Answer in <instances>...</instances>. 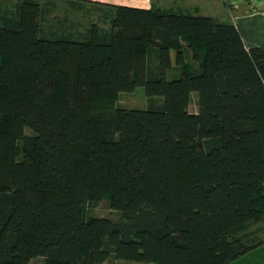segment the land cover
Here are the masks:
<instances>
[{"label":"trees","instance_id":"16d2710c","mask_svg":"<svg viewBox=\"0 0 264 264\" xmlns=\"http://www.w3.org/2000/svg\"><path fill=\"white\" fill-rule=\"evenodd\" d=\"M98 5L79 32L49 23L50 0H0V264H230L263 246L264 46ZM139 86L160 103L117 106ZM97 195L119 220L90 215Z\"/></svg>","mask_w":264,"mask_h":264},{"label":"crops","instance_id":"0c3cea01","mask_svg":"<svg viewBox=\"0 0 264 264\" xmlns=\"http://www.w3.org/2000/svg\"><path fill=\"white\" fill-rule=\"evenodd\" d=\"M49 1V0H47ZM58 9V2L66 4L69 14L74 13L67 0H50ZM86 5L98 4L126 6L131 8L165 11H184L194 15L216 19L224 24H234L240 30L247 48L264 46V0H243L237 6L230 7L228 0H85ZM99 6V5H98ZM85 7V5H84ZM91 14V13H90ZM66 20V19H65ZM68 20V19H67ZM191 57V56H190ZM189 57V59H190ZM192 58V57H191ZM193 59V58H192ZM190 59V60H192ZM158 62V60H156ZM195 96L192 95V101ZM199 105V95H198ZM191 101V102H192ZM190 110V108H189ZM199 111V110H198ZM197 111V112H198ZM195 112V113H197ZM261 226H264L261 225ZM264 238V235H262ZM113 260V259H112ZM118 261V260H115ZM106 262L104 264L115 262ZM140 264V263H139ZM230 264H264V245L233 261Z\"/></svg>","mask_w":264,"mask_h":264},{"label":"rangeland","instance_id":"374dc122","mask_svg":"<svg viewBox=\"0 0 264 264\" xmlns=\"http://www.w3.org/2000/svg\"><path fill=\"white\" fill-rule=\"evenodd\" d=\"M43 3L47 2V0H42ZM57 6L49 15L50 24L56 23L58 20L64 19L70 11L66 8V4L62 1L58 2ZM98 7L85 5L82 10L76 11L74 13H70L69 21L71 23L75 22L78 24V31L84 32L92 23L101 24V12L97 11ZM88 12H91L88 13ZM197 66V65H196ZM196 98L193 99L190 105V112L195 113L199 110L198 105V94L194 93ZM160 98H155L154 101H150L145 91L144 86H139L133 92H123L120 94V99L117 104L118 107L126 108V109H148L152 104L160 103ZM27 134H30V130H26ZM91 202V210L90 215L96 217H108L114 220H119L121 218L120 212L115 211L109 202L107 196L97 195L90 199ZM262 237V235H261ZM115 261V259H113ZM36 264H41V262L37 261ZM111 264V263H108ZM113 264H139V263H126L123 261H115ZM141 264V263H140Z\"/></svg>","mask_w":264,"mask_h":264},{"label":"built area","instance_id":"2783aa9c","mask_svg":"<svg viewBox=\"0 0 264 264\" xmlns=\"http://www.w3.org/2000/svg\"><path fill=\"white\" fill-rule=\"evenodd\" d=\"M241 1L243 0H228L227 1V4L229 6V8L232 6V7H235L237 6Z\"/></svg>","mask_w":264,"mask_h":264}]
</instances>
